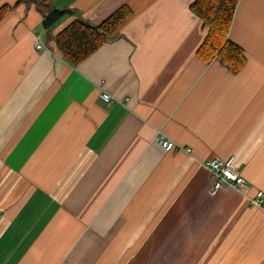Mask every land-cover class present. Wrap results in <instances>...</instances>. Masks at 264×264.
Masks as SVG:
<instances>
[{"label": "crops", "instance_id": "obj_1", "mask_svg": "<svg viewBox=\"0 0 264 264\" xmlns=\"http://www.w3.org/2000/svg\"><path fill=\"white\" fill-rule=\"evenodd\" d=\"M16 1L0 0V264H264L249 200L264 198V0L236 7L235 73L198 56L194 0H51L70 11L49 27L48 5ZM122 5L120 37L63 60L60 29ZM214 157H233L248 190H214Z\"/></svg>", "mask_w": 264, "mask_h": 264}, {"label": "trees", "instance_id": "obj_2", "mask_svg": "<svg viewBox=\"0 0 264 264\" xmlns=\"http://www.w3.org/2000/svg\"><path fill=\"white\" fill-rule=\"evenodd\" d=\"M25 0H17L16 3ZM27 1V0H26ZM50 5L51 0H36ZM239 0H194L191 11L206 28L205 37L197 50L204 61L217 59L230 72H238L246 62L243 48L230 39L229 33ZM43 19L46 27L58 21L67 8L49 6ZM11 6H0V21ZM133 16L128 5H122L100 23L93 24L82 19L67 23L54 35L57 51L70 66H77L103 44L120 37L122 26Z\"/></svg>", "mask_w": 264, "mask_h": 264}, {"label": "built area", "instance_id": "obj_3", "mask_svg": "<svg viewBox=\"0 0 264 264\" xmlns=\"http://www.w3.org/2000/svg\"><path fill=\"white\" fill-rule=\"evenodd\" d=\"M34 46L36 49L43 47V43L40 38L36 36L34 41ZM100 99L103 102L112 103L114 101L113 97L107 92H102L100 94ZM161 147L166 150H172L176 146V143L163 136L160 137ZM189 152L190 149H187ZM201 165L207 169L210 175L214 178V190L222 188L224 185H229L241 192L248 190L247 180L237 172L234 164V158L228 157L226 159H220L218 157L206 159L201 162ZM263 192L258 190L254 197L250 198V202L255 205H260L262 201Z\"/></svg>", "mask_w": 264, "mask_h": 264}, {"label": "rangeland", "instance_id": "obj_4", "mask_svg": "<svg viewBox=\"0 0 264 264\" xmlns=\"http://www.w3.org/2000/svg\"><path fill=\"white\" fill-rule=\"evenodd\" d=\"M263 201H264V198L262 197V204H261L262 208H264V202Z\"/></svg>", "mask_w": 264, "mask_h": 264}]
</instances>
